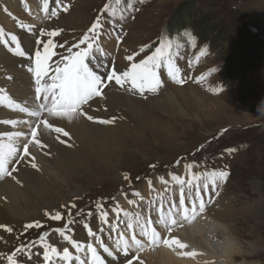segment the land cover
<instances>
[{"label": "rangeland", "instance_id": "rangeland-1", "mask_svg": "<svg viewBox=\"0 0 264 264\" xmlns=\"http://www.w3.org/2000/svg\"><path fill=\"white\" fill-rule=\"evenodd\" d=\"M60 1L69 2L70 0ZM133 2L134 0H128L127 3ZM3 3L4 6L0 9V19L4 20L8 11H11L14 14L15 22L19 19L18 17L23 20H32L27 14L37 13L39 5L37 0H32L31 5L26 3L30 9L29 12H26L24 9L26 4L23 0H3ZM108 3V0H72L70 4L58 6L55 10L56 15L51 16L47 26L42 27L48 32L59 31L58 35L50 37L53 42H57L56 45H63V47H57L55 52L65 55L68 47L77 44L72 40V33L88 32L90 24L99 17L101 27L97 29V32L102 37V47L99 49L102 52L109 49L110 53L107 55L109 59H119L120 57V60H123L131 54L132 61L140 62L159 46H153L150 52H144V49L155 43L165 26L168 24L172 26L174 22L179 21L181 12L189 7V13L191 15L194 13L199 22L198 24L188 22V24L195 33L199 31L203 35L204 39L200 40L201 42L205 41L208 45V55L199 64L197 72L206 70L213 72L215 70V76L209 81V86L221 83L222 91L218 95H213L209 93L208 85L200 88L192 85L199 93L208 96L204 99L208 110L199 118L191 113L195 102L192 97L189 105L191 111L187 109L189 111L187 115H180L177 114L180 111H173L170 114V110H168L167 113L166 103L158 102L153 96L155 94H149L147 97H150L152 102L148 104L146 121L149 130L152 129V124L157 128L153 131L140 127L135 121V117L122 105L113 107L107 104L111 107V112L107 111V119L110 123H101L100 121L104 120L92 115L89 116L94 119L88 120L86 113L84 115L78 113L88 123L106 128L111 126L109 128L112 129L108 131L116 137L96 140L91 146H85L86 150L81 152L80 149L72 150L77 145L73 143L67 145V142L56 139L54 135L52 140H55L58 146L60 153L58 157H52L51 153L45 152L48 150L36 147V141L30 134L36 126H32V129L28 128V136L24 134L23 137H18L22 138L24 143L18 145V151L21 150V153L16 154L15 165L11 168L5 167L6 172L0 174V182L8 179L11 172L24 169L34 172L30 178L35 186H31V189L17 185L19 192L16 196V206L20 212L18 216H13L8 210L9 207L0 203V221H2L0 223V264H9L7 257L13 252L16 253L14 257L16 264H31L33 260H36V256H43L48 244L50 245L48 252H51V247L56 248L59 245V243H55L58 241L55 238V235H58L57 230L64 229V232L70 233V227L76 229L74 220L82 221L79 216L84 213V210L91 209L92 206L87 204H90L97 195L112 197L113 202L116 203L115 209L123 208L122 204L130 209L134 204L132 200L135 199L133 193L140 194V188L147 186L146 183L141 185L145 178H151L154 182V184L149 182V187L152 188H148L153 196L154 192L159 193L156 191V182L160 185L163 181V187L170 189V193L164 194H162L164 191L162 190L159 193L162 196L156 199L145 200L142 198L147 202L141 200V205L134 207L136 212L148 211L150 216L158 217L165 205H170L172 200L177 201L175 198L172 199L177 191L175 188H184L185 190L189 188L188 181L177 187L173 185L175 181L173 176H176V170L182 169L178 167L181 160H186L187 164H192V161L195 160L203 164L208 162L209 166L219 169H223L225 163L230 166L228 171L231 175L224 186L220 185V189L224 188L220 196L226 200L235 196L232 202L235 203V208L240 210L246 209L252 204L256 206L254 209L258 213L255 215L256 217L248 218L250 222L248 219H244L239 223L238 226L243 229L242 237L239 239L244 246H247L252 240H257L260 248L255 254V259L248 256H244L247 258L236 257L234 264H243V262L245 264H264V0H140V3H137L138 8L126 7L115 12L125 20L126 31L116 37L123 36L124 40L121 41H115L112 35L115 28L113 20L106 18L105 14H101ZM123 3L126 5L125 1ZM13 5H21L23 14H26L25 17L22 18L21 14L17 17L19 12L11 8ZM189 19H191L190 16ZM3 23L0 22V30L6 33L10 28L4 27ZM251 27H254L255 30L252 31ZM107 36L110 37L107 38ZM89 37L90 43L95 41V39H91V35ZM115 42L119 46L120 52L126 51L124 57L118 55L119 51L115 54ZM83 48L85 47L80 45V49ZM93 48L97 49L96 46ZM142 48L143 51H141ZM102 52H95L94 59H100ZM188 55V52L185 51L179 57L186 60ZM165 57L167 58L166 62L158 71L160 80L163 82L158 90L164 87V90L167 89L170 92V90L174 91V88L183 86L185 90L188 89L190 84L182 86L172 84L168 75L167 60L171 61V67L175 63L168 53H165ZM181 81H184V78ZM111 85L128 94L144 98V92L141 94L137 89H132L129 81L125 82L123 86H119L112 80L109 82V86ZM179 91H181L180 89L178 93H181ZM189 94L192 93L189 92ZM94 98L100 97L93 96L91 100ZM50 101V99L49 101L42 100L41 103L48 107L51 104ZM162 107L166 108L165 111L162 110ZM27 108L31 111L30 115L35 113L28 106ZM94 108L104 111L100 105ZM7 110L9 109H5V111ZM11 112L13 111L11 110ZM159 121L164 122L169 128L167 129L169 135H166V129L164 131L158 128L157 122ZM2 122L5 123V121ZM218 135L219 138L216 141H208ZM60 136L64 141L72 142L71 138L65 137L63 133H60ZM25 143L28 146L27 154L22 153ZM201 144H208L202 153L198 154L197 150L191 153L196 146L199 147ZM218 154H223V156L218 157ZM32 158L37 165L36 168L24 164L27 163L25 161L34 162L31 161ZM41 158L45 159L41 160L42 164L40 163ZM22 160H25L24 163H21ZM200 172L199 169L196 170L199 176H204V173ZM182 177L180 176V178ZM182 179L187 180L188 177ZM193 182L194 177L191 183ZM121 194L124 195L120 198ZM176 197L179 200V193ZM101 201L105 202V200ZM130 201L132 203H129ZM151 201H153L152 207L149 203ZM147 204L150 205V210ZM160 207L161 209H158ZM177 208L178 206L175 208V213L179 210ZM2 211L7 213V217L2 215ZM57 213L60 214L61 219L52 218ZM238 213L240 211L237 212V215ZM137 217L135 213L130 215L126 211L125 214L119 216L115 228L121 224L127 226L130 223L129 220L133 222L137 220ZM138 220L142 222L140 216ZM34 222L38 224L31 228L27 227L29 224L34 225ZM144 222L147 225V221L144 220ZM194 223L191 226L196 224ZM121 230L124 229L121 227ZM123 233L126 234L125 231ZM41 236L45 237L43 241L40 239ZM211 242V246H214L213 249L221 256L222 244L219 242L215 244L216 241ZM186 246L193 247L194 245L188 243ZM21 247H23V251H17ZM183 253L185 254L182 251L179 258L192 260L191 257ZM193 253L195 254L196 250L191 252V254ZM197 254L194 256L200 259L204 252L199 251ZM223 260L219 259L216 264H227Z\"/></svg>", "mask_w": 264, "mask_h": 264}, {"label": "bare ground", "instance_id": "bare-ground-1", "mask_svg": "<svg viewBox=\"0 0 264 264\" xmlns=\"http://www.w3.org/2000/svg\"><path fill=\"white\" fill-rule=\"evenodd\" d=\"M31 1L32 0H23V2L25 4L28 3V5H31L30 4ZM11 8H14L16 11L19 12L16 15L17 17L19 14H21L22 18L25 17L26 14L25 15L23 14L22 11L23 8L21 5L20 6L13 5ZM13 15L14 14L11 13V11H8V14L5 16V19L4 20L3 18L0 19L1 24L2 22H4L3 23L4 27L10 28L8 29L9 31H6V33L3 31L4 34H2V37H0V41H1L0 42V105H1L0 135H2L0 136V141H2L5 145L11 143L17 149V155H18L19 153H21V150L18 151L19 150L18 145L24 143V141H22V138H18V137L9 138L5 134L21 132L23 133V135L19 137H23L24 134L28 136L29 135L28 128L32 129V126H36L35 131L37 135L34 140L40 141V144L36 143L37 144L36 147H38L39 149L41 148L44 150H48L45 152L51 153L52 157L53 156L58 157V154H60L58 151V146L55 143V140L54 141L52 140V138H54V135L56 136L55 137L56 139H60V141L67 142V145H72V143L74 145H77V147L72 150L80 149L82 152L86 150L85 146H91V144L96 140L101 141V139L103 140L105 139V137L114 138L116 137V135L108 131L112 129L109 128L111 126L109 127L107 126L106 128L101 125L97 126L96 124H91L86 122L83 119L84 117L79 116L78 114L79 111H83L84 113L87 114V116L92 115L95 118L108 121L107 119L108 112H111L110 106L114 107L115 105L118 106L122 105L125 110L129 111L135 117V121L140 127L149 130L146 121V114H147L146 112L149 108L148 104L152 102L151 101L152 99H150V97H147L149 94L144 95V98L141 99L138 96L128 94L127 92L122 91L116 86H112V85L106 87L100 92V98H94L93 100L90 99L87 103H85V105H83L78 110V113L75 114L72 118L50 117L46 110L47 107L40 108V105H38L35 102L33 83L31 81V77L33 78L34 81L36 79L34 74L35 57L33 55L34 47L36 46V38H37L36 31L28 27H24L22 29L21 34H16L17 42L20 44L21 50L25 52L24 56L17 55L15 52L16 44L13 43L10 39L11 35H14L13 32L15 31L16 28L15 21L13 20ZM27 16L32 19L30 20V22L31 21L35 22V25H38L37 21L41 20V18L35 12H33L32 14H27ZM18 18L20 21H24L23 19H20V17ZM108 37L110 36H107V38ZM101 47H102V43H99L98 48ZM108 51L109 49L107 50V52ZM54 58L56 59L51 58V60L49 61V64L51 65V68L49 70V76L43 78L41 81V84L44 85L45 87L47 85L44 84V81L47 80L48 84L51 83L49 77L51 75H54V68L56 67V64L59 63V58H57V56H55ZM119 59L121 58L119 57ZM92 62L93 63L90 64V62L88 61L89 67L92 68L93 71L95 72H102L105 66L104 62L101 61L100 59ZM118 62H120V65L123 68H125V65L122 64L121 60H118ZM3 79H7L8 81ZM179 89L181 90L179 92L185 94L178 93ZM189 92L192 94H189ZM41 94L43 95V97L45 95H48L49 99L51 100L50 93H45L42 91ZM154 94L155 95L153 96L156 98L158 102L163 101V103L164 102L166 103L165 105L167 108L166 112L168 113V110H170L169 112L170 114L173 111H180L177 114L187 115V112L191 111V107L189 105L191 104L190 99L192 98L193 101H195L194 108L191 111V113H193L194 116L199 118L203 116V114H206L207 112L206 110H208L207 103H205L204 100L205 97L208 96L199 93L198 90L192 87V85H188V89L186 90L183 86L180 88H174V91L170 90V92L167 89L164 90L163 87V89H159L157 93ZM49 99L47 101H49ZM158 102L157 104L158 106H160ZM8 104L15 106L17 105H21L25 107L28 106L35 113L40 112L41 113V115L39 116L40 118L38 119V117L35 115L32 116L30 114H24L18 110H16V112L18 111L17 113H13L11 112V110L5 111V109H7L6 107H9ZM88 104H90L91 106H87ZM107 104H110V106H107ZM98 105L104 108V111L100 108L98 110L94 108L95 106ZM166 108L162 107V110L165 111ZM187 109H189V111ZM2 121H5V123H3ZM40 121H47L51 125V128L50 129L44 128L41 125ZM112 123L114 122L112 121ZM157 123L159 126L158 128L164 131L166 129L165 131L166 135H169L167 133L169 131L167 129L169 128L164 124V122L159 121ZM55 127H60L64 131L68 132L69 133L68 137L71 138L72 142L70 143V141H64V139L61 138L60 133H56L54 131ZM153 130H157L154 124H152V129L149 131H153ZM14 143H16V145H14ZM41 145H43V147H41ZM22 153H24V151ZM16 158L14 156L9 161L8 164L10 165V168L15 165ZM41 160L44 161L45 159L41 158L40 163ZM24 161L25 160H22L21 163H24ZM31 161H34L33 158L31 159ZM25 162H27L24 163L25 166L35 163V161L34 162L25 161ZM8 164L6 166H8ZM199 168L203 169L200 166ZM32 172L33 171L31 170L19 169L14 173L11 172L10 173L11 177L9 176L8 179H5L4 181L0 182V203H4L6 206H8L9 207L8 210L13 216H18L20 214L18 207L16 206L17 203L16 196L18 195L19 192L18 186L22 185V187L25 186L28 188H31V186L32 187L35 186L33 184L32 179L30 178ZM200 173L205 174L208 172L206 171ZM180 176H183L182 178L188 177L187 174L183 172V169L181 171ZM201 177H205V175ZM217 178L218 175L214 178V181ZM149 182L151 184H154L152 180H146L142 182L141 185L146 183L147 186L144 187L142 186L141 188L139 187L140 196L142 197H140L141 199L139 198H135L134 200L131 199L134 204L131 206L130 209H128V207L122 204L124 210L128 211L130 215L136 213V209L134 207L140 206L141 200L143 199L149 200L151 198L156 199L162 196V194H164L165 192H167L166 188L158 186L159 184L156 182L155 184V186H157L156 191H159V193H161L162 190L164 191L162 192L161 195H159V193L156 194L154 192V196H153V194H151V192L148 190V188L149 189L152 188L151 186L149 187ZM208 185H209L208 189H203L204 191L200 192V195L196 197L199 200H201V197L203 198L204 212L200 210L199 208L200 203L196 200L194 195H191L189 193L187 194L185 191H184L185 203L183 207H180L179 200L176 197L178 193L180 195V190H179L176 191L174 196L172 197V199L175 198L177 200L176 202L172 200L174 203H176L175 206L169 207L165 205L164 209L161 210V213L158 214V217L156 215L150 216L149 226H141L139 220H134L132 223L131 220H129L130 221L129 224H131L132 227L131 228L127 227L123 230L125 231L126 236L122 231V236L126 243L124 245L126 256L123 257L119 255L116 249H114L117 248V245H115L114 248L110 246L113 254H115L116 257L110 259L107 256H104V259L107 262V264H122L123 261L124 262L127 261L125 264H211V263L216 264L217 262H219V259L220 261L224 259L223 261L227 262V264H234L236 262V257L247 258L244 256H248L250 258H254L256 256L255 254L260 249L258 245V241L252 240L247 244V246H244L243 243H241L242 242L241 239H239L242 237L241 233L243 229L238 225L239 223L243 222L244 219H248V218L253 219L254 217H256L255 215L258 214L257 211L254 210L256 206L252 204L247 206L246 209L244 208L241 210L239 208H235V203L232 202V199H234L235 196L228 198L227 200L223 199L220 196V194L224 191V188L221 189L220 193H218V190L220 188L218 182L215 181V183L213 184V180H212L211 183ZM187 190L195 194V191L192 190L191 188ZM193 200L195 201L194 211H193ZM149 203H151V207H152L153 201ZM147 205L149 208L150 205L149 204ZM177 206H178L177 209L179 210H177L178 212L175 213L176 211L175 208ZM156 211L158 212V209ZM236 211L237 212L240 211V213H238L237 215ZM1 213L3 216L7 217V213L5 211H2ZM1 222L2 221H0V223ZM193 222H195L196 224L194 223L195 225L191 226ZM101 230H102L101 228H98L99 232ZM146 234L148 235L147 237H145ZM80 236L82 237V239H85V235L82 232H80ZM133 237H135V239H133ZM177 239L181 243L184 244L189 243L194 246L193 247L186 246L183 247L185 249L181 250L174 246V244H176L174 243V241ZM211 241H216L215 244L217 242H219V244L220 243L222 244L221 245L222 250L221 252L219 251L222 254L221 256L220 254H218V252H216L215 249H213L214 246H211L212 245ZM119 245H121V243H119ZM90 246L91 248H95L93 245ZM66 248H68L69 251L71 252V256H73L74 251L77 252V250L75 249L76 247H74L73 245H69ZM194 250H196V253L191 254V252H193ZM58 251L61 253L60 256L58 255L57 257L56 253L49 252L48 260H45L44 257L36 256L37 258L35 262H32V264H60L61 261L63 264H68V260L62 259L63 249H59ZM182 251L185 252V254L183 253L184 255H188L189 257L192 258V260L179 258ZM199 251L204 252V255L200 254L202 256V258L200 259L194 256V255H198L197 252ZM89 253L91 254V249L89 250ZM243 264L245 263L243 262Z\"/></svg>", "mask_w": 264, "mask_h": 264}, {"label": "snow or ice", "instance_id": "snow-or-ice-1", "mask_svg": "<svg viewBox=\"0 0 264 264\" xmlns=\"http://www.w3.org/2000/svg\"><path fill=\"white\" fill-rule=\"evenodd\" d=\"M109 5H105V11H107ZM65 10H67L65 8ZM43 11L47 14L49 12V0H44ZM56 11L52 10L50 16H55ZM101 27L100 18L98 17L96 21L91 25L88 33H85L83 38L80 39L79 43L72 45L66 49L65 55H59L54 51L56 47H63V45H55L51 39H49L46 43L40 42L43 52L37 50L35 52V83L37 87L35 88V95L37 98L40 97L41 92L50 93L51 94V107H47V112L50 117H68L72 118L75 114L78 113V110L81 108V105L88 102L93 96L100 95V89L105 84L106 81L110 82L112 80L115 81V84L123 86L125 82H131V88L137 89L141 94L145 91L146 85L148 86V91L156 92L158 88L161 86V80L158 75V71L161 68L162 64L166 62V57L164 53L165 47L171 49V43L165 45L161 43L160 47H157L155 51L148 55L146 58L142 59L139 63H132L129 70L124 71L122 74L118 75L116 70L113 69L110 74H105L102 78L101 75H98L92 68L89 67L90 59H94L95 52H102L101 49L97 48L95 52L93 51L92 43H87L86 47L80 49L81 44H85L89 41V33L94 34L93 39L99 33L97 29ZM3 30H0V37H2ZM48 36H56L59 34L58 30L49 31L46 33ZM11 41L16 44L15 52L19 56H24L25 52L21 50L20 44L17 42L16 35H11ZM194 43V38H193ZM77 49L74 51L73 49ZM143 51V48L141 49ZM59 55V63L56 64L54 68V75H51L49 79L51 83L48 84L47 80L44 81L46 87L41 84L43 78L49 76V70L51 65L49 61L52 57ZM170 55V52H169ZM129 61L133 60V56L129 55L127 57ZM168 63V75L172 76L175 79V74L173 72V68L171 67V61L167 60ZM63 65V66H61ZM182 82V81H181ZM49 99L48 95L43 97L44 101ZM46 105L41 103L40 108H45ZM21 111H26V109L21 108ZM39 117L41 115L40 112L33 113ZM88 120H93L92 116L87 117ZM101 123H110V121H100ZM15 123V122H12ZM44 128H51V125L47 121H42ZM54 131L56 133H63L65 137L69 136V133L64 131L60 127H55ZM31 137L35 139L37 133L35 129L31 131ZM9 138L11 137H19L23 135L21 132L16 133H6ZM37 144H40V141H36ZM43 147V145H41ZM23 151L25 154L28 152L27 143L23 146ZM17 149L11 144L5 145L2 141H0V170H4L6 165L9 163L12 157L16 156ZM31 166L36 168L37 165L32 163ZM187 168H192V165H186ZM207 178H213V184L215 183L214 178L217 175L226 176L227 173L221 172L217 174L215 171L205 173ZM173 179L177 180L180 185H184L185 181L180 180L179 177L173 176ZM195 179L199 180L200 176H195ZM189 184L191 182L189 181ZM203 189H208L209 185L207 183L203 184ZM200 186H194L195 195L199 196L201 192ZM129 203H132L131 201ZM185 203V192L184 189H180V198H179V206L183 207ZM175 206V205H174ZM199 208L202 211L204 208L203 198L201 197ZM187 210V209H186ZM195 210V201L193 200V211ZM105 217L107 213L103 214ZM53 219H61L59 213L52 217ZM33 224L27 225L28 228L33 227ZM127 227L131 228L132 225L128 224ZM11 231V229H8ZM61 236L64 237L65 240H68L74 247H79V245L72 241L70 237L64 234L63 230H58ZM89 234L93 235L92 230L89 229ZM44 236H41V241L44 240ZM135 239V237H133ZM180 247H186V245L182 244L178 239L174 241ZM48 247L46 246V250L44 252V259L48 260ZM119 247V245H117ZM17 251H23V247L18 249ZM103 251L108 255H112V251L109 247L104 246ZM52 253H57V249L55 247H51ZM91 254L93 258L94 264H103V260L99 257L95 248H91ZM194 254V253H193ZM16 253L13 252L11 255L7 257L9 264H16L15 257ZM70 258V252L68 248L63 249V260H68Z\"/></svg>", "mask_w": 264, "mask_h": 264}, {"label": "trees", "instance_id": "trees-1", "mask_svg": "<svg viewBox=\"0 0 264 264\" xmlns=\"http://www.w3.org/2000/svg\"><path fill=\"white\" fill-rule=\"evenodd\" d=\"M189 7H186V9H184L182 12H181V14L179 15L180 17H179V21H177V22H174V24L171 26V25H169L168 24V26H167V28H168V30H169V32L171 33V34H176L179 30H182L183 29V26L184 25H186V27L187 26H190L189 24H188V22L189 23H195V24H198V22H199V19L197 18V19H195V17H193L192 19H189V16L191 17L192 15H191V13H189ZM193 10V9H192ZM192 10H191V12H192ZM189 13V15H187ZM183 15V16H182ZM187 15V16H186ZM183 19H185V20H183ZM196 35H194V36H196V37H199V38H201V39H204L203 38V35L199 32V31H196V33H195Z\"/></svg>", "mask_w": 264, "mask_h": 264}]
</instances>
